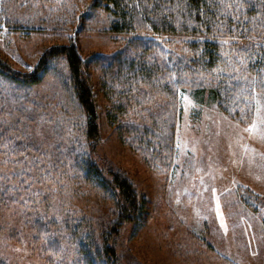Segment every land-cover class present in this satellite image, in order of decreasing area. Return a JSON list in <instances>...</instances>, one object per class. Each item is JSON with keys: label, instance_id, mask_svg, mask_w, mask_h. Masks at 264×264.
Here are the masks:
<instances>
[{"label": "rangeland", "instance_id": "374dc122", "mask_svg": "<svg viewBox=\"0 0 264 264\" xmlns=\"http://www.w3.org/2000/svg\"><path fill=\"white\" fill-rule=\"evenodd\" d=\"M110 19L109 12L92 6L91 0H0V65L24 73L51 47L75 44L93 87L99 126V137L87 152L81 114L60 57L36 84L24 86L0 77V161L11 151L27 164L24 175L44 178L39 208L58 224L64 219L96 221L110 204L81 178L74 158L89 153L105 171L127 177L144 206L141 223H127L114 243L110 241L119 256L115 264H264V83L254 82L249 62L256 35L232 33L228 40L239 54L237 76L253 86L248 103L240 105L245 114L229 115L206 92L199 95L191 86L179 87L181 109L167 155L149 153L137 138L129 143L119 139L117 123L106 116L111 104L106 90L123 95L126 89L112 90L111 84L125 75L123 61L129 50L138 51L136 41L125 50L130 39L153 40L152 50L143 40V55L158 63L170 51L184 53L185 42L192 39L145 28L115 33L109 29ZM163 76L155 79L163 82ZM105 80L111 90L104 87ZM157 93L153 97L151 89L148 95L151 109L164 102ZM65 236L57 264H88L79 257L82 254L74 253L76 242ZM36 248L3 238L0 257L9 264H47Z\"/></svg>", "mask_w": 264, "mask_h": 264}, {"label": "trees", "instance_id": "16d2710c", "mask_svg": "<svg viewBox=\"0 0 264 264\" xmlns=\"http://www.w3.org/2000/svg\"><path fill=\"white\" fill-rule=\"evenodd\" d=\"M91 5L109 12L112 32L129 33L145 28L154 34L190 36L192 39L185 42L184 53L170 51L161 63L147 60L143 55L146 53L143 40L151 50L156 44L153 40L134 37L126 43L125 50L134 41L139 42L135 46L138 51L131 53L134 49L129 50L126 55L129 57L123 61L127 64L125 75L119 76L117 84H111L112 90L124 86L126 89L121 93L123 95L109 94L106 90L111 102L106 116L109 121L117 123V133L123 143L137 138L140 143L145 142L149 153L164 151L170 155L175 122L181 109L178 89L185 85L196 89L195 93L199 95L206 92L229 115L245 114L240 105L250 96L253 86L237 76V53L228 42L234 36L232 33H239L241 37L256 35L258 42L249 62L251 69L255 70L254 82L264 83V0H91ZM249 21L251 23L247 24ZM251 44L253 47L255 43ZM44 55L36 66L24 73L12 72L10 66L2 64L8 70L0 68V77L30 86L48 73L54 59H63L67 82L81 114L84 150L89 152L91 143L99 137L98 113L93 87L84 75L77 47L72 43L58 44ZM157 75L165 76L163 82L159 77L155 79ZM114 79L116 82L117 78ZM107 80L103 85L111 90ZM151 89L154 90L153 97L156 91L164 99L158 108H150L148 95ZM130 107L133 117H129ZM19 151L17 147V153ZM10 152H4L0 161V234L3 235L0 240L4 238L31 250L37 246L36 250L47 264H57L61 263V239L68 234L76 242L74 253L82 254L79 257L85 263H117L119 256L110 241L114 243L127 223L139 225L143 213L144 205L132 182L117 171H105V167L99 166L89 153L74 158L77 169L82 172L81 178L99 190L102 198L107 197L110 204L101 219L96 221L64 219L58 224L49 220L39 208V200L44 197L41 189L44 178L32 172L21 175L20 169L24 173L28 166ZM0 264L9 263L0 257Z\"/></svg>", "mask_w": 264, "mask_h": 264}, {"label": "snow or ice", "instance_id": "6c2138e0", "mask_svg": "<svg viewBox=\"0 0 264 264\" xmlns=\"http://www.w3.org/2000/svg\"><path fill=\"white\" fill-rule=\"evenodd\" d=\"M257 104H259V101H257ZM249 127H250V128H254V127H255V125H250ZM20 174H21V175H23V174H24V173H23V170H21V173H20ZM24 183H25V184H27V183H28V181H27V180H25V181H24Z\"/></svg>", "mask_w": 264, "mask_h": 264}]
</instances>
